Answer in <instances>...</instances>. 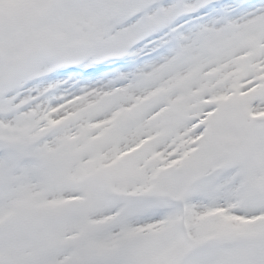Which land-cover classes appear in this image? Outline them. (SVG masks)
<instances>
[{"label":"snow or ice","instance_id":"6c2138e0","mask_svg":"<svg viewBox=\"0 0 264 264\" xmlns=\"http://www.w3.org/2000/svg\"><path fill=\"white\" fill-rule=\"evenodd\" d=\"M0 264H264V0H0Z\"/></svg>","mask_w":264,"mask_h":264}]
</instances>
